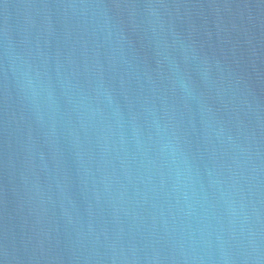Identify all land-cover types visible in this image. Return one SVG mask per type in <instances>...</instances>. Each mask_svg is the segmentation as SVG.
Masks as SVG:
<instances>
[{"label":"water","instance_id":"water-1","mask_svg":"<svg viewBox=\"0 0 264 264\" xmlns=\"http://www.w3.org/2000/svg\"><path fill=\"white\" fill-rule=\"evenodd\" d=\"M0 264H264V54L211 0H0Z\"/></svg>","mask_w":264,"mask_h":264}]
</instances>
